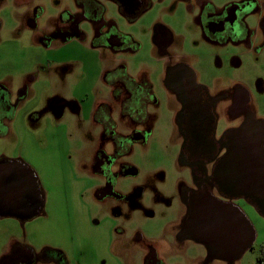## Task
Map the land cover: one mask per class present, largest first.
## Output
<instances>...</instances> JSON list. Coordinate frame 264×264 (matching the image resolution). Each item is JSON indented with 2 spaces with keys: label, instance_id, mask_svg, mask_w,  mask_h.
<instances>
[{
  "label": "rangeland",
  "instance_id": "obj_1",
  "mask_svg": "<svg viewBox=\"0 0 264 264\" xmlns=\"http://www.w3.org/2000/svg\"><path fill=\"white\" fill-rule=\"evenodd\" d=\"M99 1L103 26L115 24L130 38L115 62L109 49L94 48L95 29L88 22L80 24L83 33L62 28L64 12H77L73 0H0V85L12 96L10 111L0 113V160L31 168L45 202L32 220L0 219V262L13 246H29L55 260L62 253L66 264H143L151 247L165 264H186L180 249L189 257L206 255L202 245L175 239L187 218L181 191L190 184L191 171L181 163L182 140L169 111L176 94L164 84L167 63L157 54L154 29L162 25L172 34L168 53L195 56L191 68L201 81L226 72L229 61L209 58L215 49L199 34L196 3L150 0L151 6L129 21L117 3ZM210 1L221 6L241 0ZM247 21L253 28L257 24L253 16ZM258 48L256 54L237 55L242 58L234 64H241L251 99L246 109L264 122L263 39ZM121 64L130 77L151 84L158 103L138 126L144 140L124 145L114 157L113 143L93 114L98 100L110 97L104 70ZM232 87L211 86L214 94H230ZM112 118L121 133L127 123L115 110ZM237 126L223 117L219 133ZM97 150L115 158L108 176L97 166ZM235 205L252 224L256 241L233 264H262L264 217L244 199Z\"/></svg>",
  "mask_w": 264,
  "mask_h": 264
},
{
  "label": "flooded vegetation",
  "instance_id": "obj_2",
  "mask_svg": "<svg viewBox=\"0 0 264 264\" xmlns=\"http://www.w3.org/2000/svg\"><path fill=\"white\" fill-rule=\"evenodd\" d=\"M73 1L77 12L75 14L69 11L64 12L63 15L66 16L62 19V28H68L75 33H83L80 31V24L88 22L95 29L94 48L109 49L111 51L110 60L115 62L113 58L119 55L117 54L119 51L129 46L130 38L123 35L115 24L108 23L103 26L104 8L101 1ZM110 1L119 5L122 15L129 21L137 19L141 12L151 6L150 0H136L137 6L134 10L135 0ZM183 1L189 3L190 6L191 3L197 4L196 23L199 34L207 44L215 49L213 54H209V58L216 60L218 59L216 57H223L229 61V65L223 74H211L206 82L201 81L198 74L191 68L195 56L168 53L173 44L172 34L162 25H157L154 29L153 41L158 50L157 54L167 63L164 84L170 92L176 94L174 105L169 111L182 140L181 163L191 171V182L189 185L184 184L181 191L187 209V218L175 234V239L180 244L192 241L182 240L180 234L195 203L200 201L199 199L212 195L222 201H227L226 196L219 192L216 184L219 164L229 149L228 135L231 131L242 129L250 121H257L246 109L251 99L242 84L244 78L241 64L236 66L234 61L236 58L241 61L242 57H238L239 55L260 52L258 43L260 39L264 40V20L256 24L254 28L247 21L252 16L255 18L260 10L255 0L228 1L221 6L210 0ZM248 2L253 5L247 7L245 3ZM102 80L110 91V97L98 100L93 118L96 123L102 124L105 136L111 139L115 151L114 157H116L124 145L128 149V144L144 140V133L138 129V126L148 121L149 110H155L158 100L151 84L142 78L130 77L124 64L104 70ZM215 84H230L233 87L230 94H214L211 86ZM11 97L10 89L0 85V113L10 111ZM113 110L116 111L121 122L127 123L122 125L121 133L115 131L117 123L112 118ZM223 117L228 123L238 122V126L229 127L219 133ZM262 148L264 150V146ZM104 153L97 150L96 162L100 172L108 176V165L112 166L115 158ZM0 162L10 161L0 160ZM18 162L24 164L21 161ZM236 200L238 199H233L232 202L235 204ZM148 250L149 252L142 260L143 264H165L156 250L152 247ZM177 252L181 253L180 256L191 264H233L220 259H212L207 250L205 257L200 255L189 257L181 249ZM56 255L59 256L57 260L49 259L45 255H37L29 246H13L11 251L2 258L0 264L67 263L62 253H56Z\"/></svg>",
  "mask_w": 264,
  "mask_h": 264
},
{
  "label": "water",
  "instance_id": "obj_3",
  "mask_svg": "<svg viewBox=\"0 0 264 264\" xmlns=\"http://www.w3.org/2000/svg\"><path fill=\"white\" fill-rule=\"evenodd\" d=\"M228 139L229 149L219 164L216 184L227 201L212 195L199 199L180 238L203 245L212 259L234 263L253 247L256 233L232 200H246L264 217V122L250 121L231 131ZM44 206L33 170L18 161L0 162V219L26 222L41 215Z\"/></svg>",
  "mask_w": 264,
  "mask_h": 264
},
{
  "label": "crops",
  "instance_id": "obj_4",
  "mask_svg": "<svg viewBox=\"0 0 264 264\" xmlns=\"http://www.w3.org/2000/svg\"><path fill=\"white\" fill-rule=\"evenodd\" d=\"M247 1H250V0H247ZM255 2H257L258 6L260 7L258 15L256 16V18H254L258 24L259 22L264 20V0H255Z\"/></svg>",
  "mask_w": 264,
  "mask_h": 264
},
{
  "label": "trees",
  "instance_id": "obj_5",
  "mask_svg": "<svg viewBox=\"0 0 264 264\" xmlns=\"http://www.w3.org/2000/svg\"><path fill=\"white\" fill-rule=\"evenodd\" d=\"M259 262H261L262 264H264V256H261V257H259Z\"/></svg>",
  "mask_w": 264,
  "mask_h": 264
}]
</instances>
